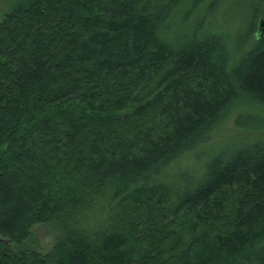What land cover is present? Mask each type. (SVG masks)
<instances>
[{"label": "trees", "instance_id": "16d2710c", "mask_svg": "<svg viewBox=\"0 0 264 264\" xmlns=\"http://www.w3.org/2000/svg\"><path fill=\"white\" fill-rule=\"evenodd\" d=\"M200 1L0 19V264H264V141L216 144L264 105V0Z\"/></svg>", "mask_w": 264, "mask_h": 264}, {"label": "rangeland", "instance_id": "374dc122", "mask_svg": "<svg viewBox=\"0 0 264 264\" xmlns=\"http://www.w3.org/2000/svg\"><path fill=\"white\" fill-rule=\"evenodd\" d=\"M29 0H0V19L5 13L9 12L15 5L25 3ZM201 0L200 2H202ZM242 2V0H240ZM211 0H204L200 10L206 9ZM192 0H187L190 5ZM222 4V1H220ZM194 20V19H193ZM236 115H243L241 120V129H237L233 124L234 115L229 119L224 129L219 130L216 135L217 146H223L225 143L239 141H264V105L255 104L249 101L241 102L238 106ZM215 148V149H214ZM220 148V147H219ZM214 151H218V147H213ZM33 236L39 241L42 249L46 252L53 245L57 230L51 225L35 226L33 228ZM29 248H34V240L28 243Z\"/></svg>", "mask_w": 264, "mask_h": 264}, {"label": "water", "instance_id": "95a60500", "mask_svg": "<svg viewBox=\"0 0 264 264\" xmlns=\"http://www.w3.org/2000/svg\"><path fill=\"white\" fill-rule=\"evenodd\" d=\"M257 35L261 37L264 35V19L259 20L258 26H257Z\"/></svg>", "mask_w": 264, "mask_h": 264}]
</instances>
